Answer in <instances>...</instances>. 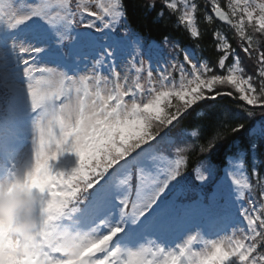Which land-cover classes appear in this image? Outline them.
Here are the masks:
<instances>
[{
    "label": "snow or ice",
    "instance_id": "snow-or-ice-1",
    "mask_svg": "<svg viewBox=\"0 0 264 264\" xmlns=\"http://www.w3.org/2000/svg\"><path fill=\"white\" fill-rule=\"evenodd\" d=\"M138 3L139 11L153 23L164 19L165 10L175 16L176 25L194 38L193 45H199L205 35V31L197 30V22H206L212 36V49L218 53L214 63L199 57L193 59L184 52L181 60L176 54L177 43L168 36L149 40L135 31L128 23L125 0H109L108 3L97 0L93 4L95 11L90 8L80 14L86 16L83 20L76 19L71 5L62 9L56 0L47 3L0 0V25L8 30L32 20L40 22L33 26L32 39L42 46L37 47L35 43L14 46L21 58L27 95L40 78L51 81L54 87L71 89L78 86L81 79L91 77L89 83L94 84V88L110 86L109 93L115 97L109 105L111 114L96 128L92 143L87 146L92 156L99 154V159L92 161V170L83 187L89 191L121 162L131 165L132 182L126 177L119 183L115 181L117 187L125 190V195L118 199L120 216L122 224L130 223L137 228L151 247L142 245L138 251L113 249L111 242L123 231L118 225L97 236V239L109 236L110 239L92 256L91 264L95 261L137 264V258L139 264H157L155 259L146 261L141 257L163 255L166 250L158 241L174 232L183 233L186 240L178 255L168 253L164 264H183L181 257L186 248L205 236V228L215 236L224 235L222 239L205 241L206 251L200 255L199 264H213L220 250L225 253L221 257L223 264H264V174H258L255 167L251 170L259 186L260 203L249 196L250 207L240 208L239 219L230 211L224 184L217 180L209 187L215 169L209 163L208 153L226 135L238 132L243 125L226 127L228 112L221 108L218 111L220 126L204 140L201 139L203 123L182 129L174 138L152 131L154 121L160 128L170 129L194 105L216 101L218 97L243 102L241 110L249 117L255 114L254 109L264 108V39L256 42L246 31L251 28L264 38V0L259 3L257 0H228L227 12L219 0H210V3L206 0L204 5L212 15L204 12L197 0H138ZM217 18L235 29L240 41L238 46L255 66L259 87L253 75L243 71L235 50L215 26ZM42 25H47V30ZM97 35L101 39H97ZM48 41H52L51 47ZM164 52L167 57L162 59ZM41 54L44 61L37 63L36 57ZM229 56L235 58L230 65L226 63ZM185 65L190 66V71ZM216 68L226 69V72H217ZM176 72L178 81L174 77ZM65 99H72L70 91ZM157 108V111L149 110ZM33 113L37 115L38 110ZM252 135L255 149L257 143L264 141V126ZM231 183L237 186L235 199L244 201L246 196L241 189H248L249 184L239 180ZM145 187L149 189L147 195ZM97 195L104 199L107 192L101 190ZM229 229L233 230L231 236Z\"/></svg>",
    "mask_w": 264,
    "mask_h": 264
},
{
    "label": "rangeland",
    "instance_id": "rangeland-1",
    "mask_svg": "<svg viewBox=\"0 0 264 264\" xmlns=\"http://www.w3.org/2000/svg\"><path fill=\"white\" fill-rule=\"evenodd\" d=\"M29 2L32 3L35 0H29ZM37 2L47 3L48 0H37ZM96 2L97 0L92 3H89L88 0H75L74 4L69 0H56L57 5L62 9H68L71 5L78 20L86 19L85 15L80 14L88 12L90 8L95 11L93 4ZM103 2L108 3L109 0H103ZM257 2L259 3L260 0H257ZM39 23L37 20H32L14 30H8L4 25H0V71H2L0 86L3 85L5 79L16 96L13 113L5 117L0 115V126L6 129L0 131V168L15 165L21 170H29L27 177L29 182L47 196L45 211L48 213V220L52 229L66 228L73 232L88 233L92 237H97L98 235L102 236L118 225L123 227L122 232H124L127 225V234L122 235V232H120L111 242L113 249L138 251V248L142 245L151 247L147 244L145 236L137 228L130 223L122 224L118 199L125 195V190L117 187L115 181L117 179L119 183L121 179L126 177L131 182V176L127 169L129 165L125 164L122 169L109 175V182L96 190L93 194V200L82 211L71 210L65 213V209H61L62 201L55 198L57 194L60 196L65 194L63 186L59 184L60 178L57 172H62L61 167L72 168L75 162L74 159H78V153L83 150L80 148L85 143L89 145L92 143L96 128L111 114L109 105L112 104L115 97L109 93L108 87L110 86H102L100 89L94 88V84L89 83L91 77L81 79L79 85L71 89L54 87L51 81L40 78L34 82V86L28 90L27 95L23 67L20 62L21 58L14 46L33 43L37 47L42 46L41 43H37L32 39L33 26ZM42 28L47 30V25H42ZM93 35L96 34L93 33ZM97 39H101V36L97 35ZM47 43L49 47L52 46V41ZM36 61L37 63H43L44 54L37 56ZM185 68L190 71V66H185ZM175 79L179 80L178 72ZM69 91L72 93L70 101L65 99L66 93ZM37 110L38 114L35 115L33 112ZM149 110L157 111L158 108ZM260 129L261 126L256 124L251 132ZM61 159L63 160L61 161ZM56 167L59 168V171L56 170ZM241 169V157H238V159L230 161V167L224 171L220 180L225 187L230 211L237 219H239L240 208L243 206L248 207L247 199L244 201L235 199L234 188L237 186L231 183L233 180H239L243 183ZM52 186L54 189L50 188ZM101 190L107 192L104 199H100L97 195ZM241 190L245 192L247 189ZM129 191L131 193V188ZM70 194L74 193L71 192ZM144 194H149V189H146V187ZM245 196L249 197L246 192ZM236 232L239 236L240 230L237 229ZM232 234L233 230L229 229L228 235L231 236ZM204 235L193 245L186 248L184 257H181L185 260V264H187L188 257L200 258V255L206 251V240L222 239L224 234L221 233L220 236H215L205 228ZM0 236H2V233H0ZM109 239L110 237L94 239L88 248L84 250V254L94 256L107 244ZM184 240H186V237L183 233H171L158 241L166 250L163 255L157 254L153 257L151 254H144L141 258L146 261L155 259L157 264H164V259L168 253L179 254V248ZM6 250L9 252L7 264H22V262L23 264H42V258L39 254L33 257H21L18 254L15 241L10 242V247L7 249L0 241V258L3 257ZM193 253L196 255H193ZM224 256L225 253L220 250L215 260L220 261L222 260L221 257ZM55 264H66V262L55 261ZM95 264H105V261H95ZM137 264H139V258H137Z\"/></svg>",
    "mask_w": 264,
    "mask_h": 264
},
{
    "label": "trees",
    "instance_id": "trees-1",
    "mask_svg": "<svg viewBox=\"0 0 264 264\" xmlns=\"http://www.w3.org/2000/svg\"><path fill=\"white\" fill-rule=\"evenodd\" d=\"M197 2L201 3L200 7L204 10V12H206L208 15H211L210 9L204 5L206 0H197ZM208 2L210 3V0H208ZM219 2L222 6V9L228 11V0H219ZM125 6L128 12L129 25L135 31L140 32L145 38L149 40H158L162 36H168L171 40H174L177 43L176 54L181 60L183 58V54L185 53V55L191 54L193 59H197L199 57L202 59H208L210 62L214 63V59L218 53L212 49V36L211 32L207 30L206 22H197V30L199 32L205 31V35L199 45H193L191 40L194 38H191L186 31L177 26L176 17L168 14L166 10L164 11V19H162L161 22L153 23L151 18H146L139 11L138 0H125ZM199 18L202 19V17ZM233 20H235V18H233ZM215 26H217L221 35L226 36L227 40L231 44V47L235 50V56L240 61L243 71L246 73V75H253L254 83L257 87H259V83L256 80V71L254 70L255 66L248 62V58L238 46L240 41L238 35L235 33V29H227L217 22H215ZM246 31L248 34L254 37L256 42H260L262 39H264L261 38L258 33L253 32L251 28H247ZM171 51V49H168L169 53H171ZM166 57L167 52L162 53V58L165 59ZM234 59L235 58L229 56L226 63L230 65ZM185 66L188 67V65ZM215 70L217 72H226V69L216 68ZM174 76H176L175 73ZM3 84L4 87L0 89V93L2 95L0 115L5 117L6 115L13 113V103L9 104V100L13 96V93L6 81ZM242 104L243 102L236 101L228 97H218L216 101H201L199 105H194L193 108L184 113L175 127H171L170 129L159 127L158 130V122L154 121L152 131L159 132L161 136L167 134L169 137L174 138L182 129H190L198 123H203L204 135L201 137V139L204 140L212 135L213 130L216 127L220 126L218 111L221 108L226 110L228 112V119L225 123V126L235 127L238 124H242L243 127L240 128L238 132L229 133L226 135L224 140L216 144L211 152L208 153L209 163L215 169V176L210 181L209 187H211L215 181L219 180L222 177L224 171L230 167L231 159L242 157L241 178L243 179V183L249 184V188L245 191L246 195L251 196V198L256 200L257 204H259V186L255 183L256 176L251 170L255 167V170L258 174H264V141L257 143L256 148L253 149L252 144L254 137L251 131L256 123L260 124L261 127L264 126V108L254 109L253 111L255 114L249 117L244 111L241 110ZM2 130L3 128L0 126V131ZM196 155H198V153ZM94 159H99L98 153L95 156H92L91 152L87 153L86 155H81L78 165L74 168V170H68L74 171L75 174L71 175L67 172V174L64 175L68 179H77V197L74 198L75 201L73 204H71L72 207L77 206L78 208L82 209L91 198L93 188L89 189V191L85 194L84 202L80 205L79 200L77 199L80 191L83 190V182L88 179L89 172L92 170L91 165ZM117 167L118 165L110 171L115 170ZM83 176H86L87 179L83 180ZM133 176L134 174L132 175V180ZM102 178H100L99 181ZM247 198L248 197H246V199ZM248 207H250V205H248ZM244 227L246 228V223L244 224ZM213 264H223V261L214 260Z\"/></svg>",
    "mask_w": 264,
    "mask_h": 264
},
{
    "label": "clouds",
    "instance_id": "clouds-1",
    "mask_svg": "<svg viewBox=\"0 0 264 264\" xmlns=\"http://www.w3.org/2000/svg\"><path fill=\"white\" fill-rule=\"evenodd\" d=\"M157 128L159 130V125ZM28 171L15 165L0 168V241L5 249L15 241L21 257L39 254L42 264H55V261L91 264L92 256L85 255L84 250L97 237L66 228L52 229L45 211L47 196L32 186L27 178ZM87 192L85 187L80 191L77 198L79 205L84 202ZM8 259L9 252L6 250L0 264H7ZM187 264H199V259L188 257Z\"/></svg>",
    "mask_w": 264,
    "mask_h": 264
},
{
    "label": "water",
    "instance_id": "water-1",
    "mask_svg": "<svg viewBox=\"0 0 264 264\" xmlns=\"http://www.w3.org/2000/svg\"><path fill=\"white\" fill-rule=\"evenodd\" d=\"M211 15H212V13H211ZM213 15H214V13H213ZM216 22H218L219 24L224 25V26H226V27H228V28H232V25L229 24V23L226 22V21H220V20L217 18V19H216Z\"/></svg>",
    "mask_w": 264,
    "mask_h": 264
}]
</instances>
